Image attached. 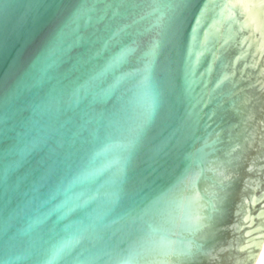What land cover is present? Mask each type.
<instances>
[{
	"label": "water",
	"instance_id": "1",
	"mask_svg": "<svg viewBox=\"0 0 264 264\" xmlns=\"http://www.w3.org/2000/svg\"><path fill=\"white\" fill-rule=\"evenodd\" d=\"M264 0H0V264H255Z\"/></svg>",
	"mask_w": 264,
	"mask_h": 264
},
{
	"label": "bare ground",
	"instance_id": "2",
	"mask_svg": "<svg viewBox=\"0 0 264 264\" xmlns=\"http://www.w3.org/2000/svg\"><path fill=\"white\" fill-rule=\"evenodd\" d=\"M255 264H264V243H263L261 252H260L258 259H257Z\"/></svg>",
	"mask_w": 264,
	"mask_h": 264
}]
</instances>
